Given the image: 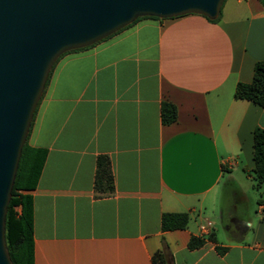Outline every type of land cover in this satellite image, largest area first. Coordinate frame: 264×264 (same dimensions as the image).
<instances>
[{"label": "crops", "instance_id": "0c3cea01", "mask_svg": "<svg viewBox=\"0 0 264 264\" xmlns=\"http://www.w3.org/2000/svg\"><path fill=\"white\" fill-rule=\"evenodd\" d=\"M219 17L141 19L57 63L29 135L47 157L22 192L34 264H154L163 240L169 264H264V198L253 213L240 183L255 173L264 106L234 96L264 61V5L225 0ZM163 102L177 107L171 125ZM100 154L115 179L105 198L94 192ZM164 213H187L188 226L163 232ZM192 237L203 246L190 249Z\"/></svg>", "mask_w": 264, "mask_h": 264}, {"label": "water", "instance_id": "95a60500", "mask_svg": "<svg viewBox=\"0 0 264 264\" xmlns=\"http://www.w3.org/2000/svg\"><path fill=\"white\" fill-rule=\"evenodd\" d=\"M225 0H0V264H13L6 218L23 147L50 72L65 53L93 46L140 18L201 15Z\"/></svg>", "mask_w": 264, "mask_h": 264}, {"label": "trees", "instance_id": "16d2710c", "mask_svg": "<svg viewBox=\"0 0 264 264\" xmlns=\"http://www.w3.org/2000/svg\"><path fill=\"white\" fill-rule=\"evenodd\" d=\"M261 1L264 5V0ZM146 18L160 20L159 18H155V17H145L138 19L136 22ZM219 19L220 17L216 20H210V19L208 20L211 22H216ZM136 22H134L133 24H135ZM130 26L131 25H129L128 27ZM124 29L120 30L119 32L123 31ZM113 35H111L110 37H112ZM110 37L106 39H109ZM85 49L87 48L79 49L76 51H81ZM71 52H75V51H71ZM68 53L62 55L54 64L50 72V75L48 77L45 90L49 84L55 66L61 60V58ZM44 93L41 97V100L44 96ZM234 96L236 99L247 100L259 106H264V61H260L255 64L254 78L252 83L250 84L239 83L236 87ZM39 104L37 106V109L39 107ZM37 109L35 111L34 118ZM177 117H178L177 107L172 103L163 102L161 105L162 124L171 125L174 122H176ZM33 122L34 119L31 124L30 132L33 126ZM29 135L22 150L17 176L12 190V199L8 206V213L6 218V233H5L6 246L10 259L13 264H34L33 198L31 195L23 194L22 192L32 191L36 189L45 164L47 152L45 150L30 146ZM253 140H254L255 175L258 184L263 185L264 184V129L256 128L254 131ZM94 192L97 198L110 197L115 193V179L112 170L111 159L108 155L100 154L97 156L96 171L94 177ZM188 223H189V215L187 213H164L161 217V229L163 232L172 231V230H183L188 226ZM203 244H204V239L198 237H192L189 242V248L196 249L203 246ZM218 250L219 251L221 250V252L224 251V249H218ZM153 263L169 264L168 256H167V246L164 240H163V248L158 252H156L153 256Z\"/></svg>", "mask_w": 264, "mask_h": 264}, {"label": "rangeland", "instance_id": "374dc122", "mask_svg": "<svg viewBox=\"0 0 264 264\" xmlns=\"http://www.w3.org/2000/svg\"><path fill=\"white\" fill-rule=\"evenodd\" d=\"M240 180L241 185L244 187L245 193L249 199L251 204L250 209H252L253 213L258 208V201L261 198H264V187L260 186L256 179V175L253 172L252 179H248L247 177H242Z\"/></svg>", "mask_w": 264, "mask_h": 264}, {"label": "built area", "instance_id": "2783aa9c", "mask_svg": "<svg viewBox=\"0 0 264 264\" xmlns=\"http://www.w3.org/2000/svg\"><path fill=\"white\" fill-rule=\"evenodd\" d=\"M212 227H213V224L210 221H208L204 225H202L200 227V232H201L202 236L208 235L211 232Z\"/></svg>", "mask_w": 264, "mask_h": 264}]
</instances>
